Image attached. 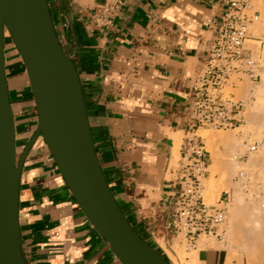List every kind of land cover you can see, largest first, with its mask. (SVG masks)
<instances>
[{"label":"crops","instance_id":"obj_1","mask_svg":"<svg viewBox=\"0 0 264 264\" xmlns=\"http://www.w3.org/2000/svg\"><path fill=\"white\" fill-rule=\"evenodd\" d=\"M47 2L58 40L76 66L110 190L133 228L161 249V240L169 245L173 238L152 236L147 226L166 208L171 135L187 130V91L224 6L221 0ZM16 53L11 48L4 56L17 153V142L23 148L31 138L36 116ZM18 220L27 264H121L87 220L41 136L22 165ZM219 250L198 254L205 264H222Z\"/></svg>","mask_w":264,"mask_h":264},{"label":"water","instance_id":"obj_2","mask_svg":"<svg viewBox=\"0 0 264 264\" xmlns=\"http://www.w3.org/2000/svg\"><path fill=\"white\" fill-rule=\"evenodd\" d=\"M6 32L24 64L36 111V128L18 158L5 72ZM39 136L87 220L121 264H172L133 228L110 190L79 75L58 40L47 0H0V264H27L18 220L19 181Z\"/></svg>","mask_w":264,"mask_h":264},{"label":"built area","instance_id":"obj_3","mask_svg":"<svg viewBox=\"0 0 264 264\" xmlns=\"http://www.w3.org/2000/svg\"><path fill=\"white\" fill-rule=\"evenodd\" d=\"M224 11L208 40L204 59L193 75L187 91L184 116L186 136L181 144L176 166L166 165L173 176L166 208L147 230L150 235L181 237L195 247L201 235L221 239L226 206L219 199L205 202L203 179L207 173V151L195 131L200 127L231 128L241 121L244 101L226 88L236 86L233 78L247 74L259 77V63L245 41L251 38L250 17L245 12L249 0H221ZM188 134H190L188 136Z\"/></svg>","mask_w":264,"mask_h":264},{"label":"bare ground","instance_id":"obj_4","mask_svg":"<svg viewBox=\"0 0 264 264\" xmlns=\"http://www.w3.org/2000/svg\"><path fill=\"white\" fill-rule=\"evenodd\" d=\"M261 22L258 23L261 24ZM255 23H257V21ZM258 25L259 24H254L253 28L256 27L259 29ZM252 33L254 32L252 31ZM263 60H264V50H263ZM261 74H262L261 83L257 85L256 90L254 92L257 98L264 96V69ZM239 83H242L240 84L241 90L247 91L249 89V84L246 81L245 83L243 82H239ZM246 121L248 122L247 127L250 126L249 124H253L254 126V131L256 134V135L254 134V137L256 136L255 140L257 141L258 146L257 149L252 147V150L250 151L249 154L250 155L249 160L243 163L235 160L237 156V153L235 152V147L239 139L237 136L234 135L233 132L230 133L228 131L229 133L228 132L213 133L209 129H201L199 131V135L207 145L206 150L210 152L209 154L210 172L208 176L205 177L204 179L205 180L204 182L206 183L203 191H205V193L209 197H214L215 200L218 199L221 191L227 190L229 193L228 194L229 201L226 203L229 208V209L227 208L228 220L225 225L223 224V227L225 229L224 234L225 237L227 238L228 244L225 247L226 256L224 257L225 259L222 264H229L233 256L237 257L239 264H243V259H244L243 255H245L246 257L247 264H264V203L262 204H260L259 202L258 204L252 203L253 207L250 205L251 208H249L248 205L250 203L249 201L245 200V194L242 193L243 189L242 190L240 189V186L237 185L238 183L236 184L231 181L232 176L236 174L238 171H241V173L243 174L244 172H249L250 169L252 170L255 169L256 171H258L257 176L255 173V176L257 177L256 180L260 179L263 181L264 184V101L257 99V101H255L250 105L249 110L247 111ZM255 126L257 127V129ZM238 128H244V125L243 126L240 125L233 130H236ZM217 143H222L224 145L225 148L224 153L218 151L216 147ZM172 150L175 153H177L178 150L177 137L174 141ZM219 170H221V172H219ZM216 171L221 173V175L219 174L220 177L218 179L215 178L214 176V173ZM242 177H244V175H242ZM220 181L222 185L220 184L218 185V182ZM218 186L221 187L218 188ZM248 196L249 195H247V197ZM204 238L200 237L198 245L196 244L197 249L195 250L187 252L185 251L186 249L184 250L183 248H180L177 251V259H179L180 262L183 264H205V262L201 260V258L199 257L198 251L207 250L208 247L209 248L213 247L215 249H218L219 246L216 245V243H214L215 242L214 240L211 241L210 239L211 242H207L205 240L206 238L205 239ZM161 243H163V241ZM237 250H241L243 253L241 254L235 253ZM174 258L172 257L171 259L172 263L177 264V261Z\"/></svg>","mask_w":264,"mask_h":264},{"label":"rangeland","instance_id":"obj_5","mask_svg":"<svg viewBox=\"0 0 264 264\" xmlns=\"http://www.w3.org/2000/svg\"><path fill=\"white\" fill-rule=\"evenodd\" d=\"M245 12L247 13V15L251 19L250 24H249V28H250L249 29V32H250L251 38H248L245 41V45H246L247 48H249V50L251 52V55L258 61L259 66H260V68H259V73L260 74H259V77H257L255 80H252L247 74H241L240 75V79L233 78L235 80V83H236V86L234 88H226L227 91L233 92L235 94V97L236 98H240V99H242L244 101V104L245 105H244V111H243L242 119H241L240 122H238L235 126H233L231 128L200 127V128H198L195 131V134L198 136V140H200L202 142V144L204 145V148L205 149H207V145H206L205 141L199 135V131L201 129H209L213 133H218V132L219 133H222V132L223 133L224 132L227 133L228 131L230 133L233 132L234 135L237 136L238 139H239V141L237 142V145L235 147V152L237 153V156H236L235 160H237L239 162H242V163L249 160V156H250L249 154H250V151L252 150V147L255 148V149H257V146H258V143L255 140L256 139V136L254 137V134H255L254 126H253V124H249L250 126L247 127L248 122L246 120H247V111L249 110L250 105L252 103H254L255 101H257V99H260L261 101H264V96L257 98V96L254 94L257 85H259L261 83V80H262L261 79V75H262L261 73H262V71L264 69V60H263V50H264V21H263L264 20V16H263L264 15V0H249L248 7L246 8ZM261 14H263V15H261ZM256 18L259 19V20H257ZM255 20L257 21V23H255L256 22ZM258 22H261V24L258 23ZM254 24H259L258 25L259 29L256 28V27L253 28ZM252 31L255 33V35H254V33H252ZM11 48H12V50H15V52H17V50L15 49V46L13 44V41H12L10 35L6 32V34H5V40H4V53H6L8 55L9 52H10V50H11ZM16 54H19V53L17 52ZM23 70L25 72L24 64H23ZM26 78H27V75H26ZM245 81L249 84V89L247 91L241 90V85L240 84H242V83H239V82L245 83ZM27 83H28V78H27ZM28 86H29V84H28ZM31 96H32V94H31ZM13 102H15V101H13ZM32 116H36L35 106H34V109L32 111ZM240 125L241 126L244 125V128L245 129L244 128H238L236 130H233V129H235L236 127H238ZM256 129H257V127H256ZM189 135L190 134H188V136ZM171 136H173L174 141H175L176 137L178 138V150H177V153H175L172 150V148H171V150H170V152L168 154L167 162H169L170 166H176L177 159L179 158L180 145L182 144L183 139L185 138L186 134L183 133L182 131H179L176 134H173ZM216 147H217L218 151L223 152V153L225 152V148H224V145L222 143H217L216 144ZM22 149L23 148H22L21 140H19L17 142V153H16L17 158L19 157ZM209 154H210V152L207 151V164H208V167H207V173H206L205 177H207L208 174H209V172H210L209 171V166H210V157H209ZM249 169H250V167H249ZM255 171H256L255 169L254 170L250 169L249 172H244L243 174L241 173V171H238L231 178V181L232 182H234L236 184L238 183L237 185L240 186V189L241 190L243 189L242 190V193L245 194V200L246 201H249V203H250V204L248 203L249 204L248 205L249 208H251V206L253 207V204H255V203L256 204H258V202L260 204L264 203V197H263L264 196V184H263V181L262 180H260V179H257L256 180V178H257L256 176H257V172L258 171H256V172ZM219 172H221V170H219ZM219 172L216 171L214 173V176L217 179L220 177L219 174L221 175V173H219ZM255 173H256V176H255ZM242 175H244V177H242ZM172 176H173L172 174H170L169 172H167L166 175H165V178L168 179V178H170ZM204 179H203V190H204L205 183H206V182H204L205 181ZM246 181H249V182H246ZM255 182H256V184H255ZM219 184L222 185L221 181L218 182V185ZM257 185H258V187H257ZM220 187L221 186H218V188H220ZM223 191L220 192L219 197L221 196V193ZM225 191H227V190H225ZM202 193L204 195V200L207 203L214 204L219 199V197L216 200H215L214 197H209L205 193V191H203ZM247 195H249V196L247 197ZM256 195H258V196H256ZM228 197H229V195H228ZM228 197L225 198V199L220 198V200H223L224 201L223 202L224 205L229 201ZM248 199H250V200H248ZM225 206H226V216H225V221L223 223L224 225L227 223V220H228V218H227L228 217V213H227L228 206H227V204ZM200 237H203V238L205 237L206 239L205 238L204 239L207 242H211L213 240L215 241L214 243H216V245L219 246L218 249H220L219 250L220 251L219 258L223 262L224 259H225L224 257L226 256V249H225V247L228 244L227 238L225 237V234L223 235V237L221 239H218V238H215V237H211L210 238V236H205V235H201ZM200 237H199V239H200ZM199 239L197 240V243H196L197 245L199 243ZM210 239H211V241H210ZM161 242L162 241H160V244H161L162 248L161 249L160 248H156V249H159V251H161V254L163 253L162 255L165 256L166 259L170 263H172V260H171L172 257L173 258L175 257L174 259L177 261V264H183V263L180 262L179 259H177V251L180 248H183L184 250L186 249L185 251H187V252L197 249V245L195 247L188 246L186 244L185 240H183V238H181V237L180 238L179 237L173 238V240L170 241V244L169 245L165 244L164 242L163 243H161ZM183 246H185V247H183ZM212 249H215V248H213V247H210L209 248L208 247L207 248V251L208 250H212ZM208 252H211V251H208ZM235 253L241 254L243 252L241 250H237ZM200 257H202V256L200 255ZM243 258H244L243 259V264H247L246 263L247 260H246L245 255H243ZM201 260H202V258H201ZM229 264H239L237 257L236 256H233V258L231 259V262Z\"/></svg>","mask_w":264,"mask_h":264},{"label":"trees","instance_id":"obj_6","mask_svg":"<svg viewBox=\"0 0 264 264\" xmlns=\"http://www.w3.org/2000/svg\"><path fill=\"white\" fill-rule=\"evenodd\" d=\"M149 243V242H148ZM150 244V243H149ZM152 246V244H150ZM157 251H159L158 249H156ZM160 252V251H159ZM161 253V252H160ZM165 257V256H164ZM166 258V257H165Z\"/></svg>","mask_w":264,"mask_h":264}]
</instances>
